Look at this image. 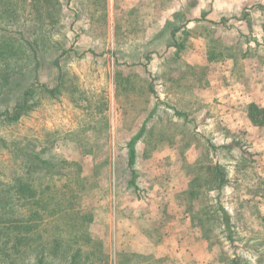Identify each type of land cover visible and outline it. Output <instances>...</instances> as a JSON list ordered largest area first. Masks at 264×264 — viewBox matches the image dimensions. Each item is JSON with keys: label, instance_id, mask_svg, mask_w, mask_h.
<instances>
[{"label": "rangeland", "instance_id": "obj_1", "mask_svg": "<svg viewBox=\"0 0 264 264\" xmlns=\"http://www.w3.org/2000/svg\"><path fill=\"white\" fill-rule=\"evenodd\" d=\"M60 2L46 32L28 26L37 73L26 44L0 57L18 83L0 112L32 91L17 121L0 118V190L22 178L43 192L46 264L75 250L53 247L61 220L82 239L75 264H264V126L247 115L249 103L264 107V0ZM143 123L132 175L127 143ZM4 195L0 206L22 216L23 201ZM143 238L157 249L142 250Z\"/></svg>", "mask_w": 264, "mask_h": 264}, {"label": "trees", "instance_id": "obj_2", "mask_svg": "<svg viewBox=\"0 0 264 264\" xmlns=\"http://www.w3.org/2000/svg\"><path fill=\"white\" fill-rule=\"evenodd\" d=\"M51 9H53V11L55 10V12L58 10V12L60 11L62 13L63 6L60 0H0V54H6L0 55V57L3 56L8 58L15 53L14 50L16 48H13V43L19 42L17 46L20 49L26 44L27 47L25 48L29 53L28 61H33L32 70L37 73L40 59H42L40 55L39 35L32 34L33 32H30L31 34H29V32L27 33L29 30L28 26L34 27L41 32H46L47 24L49 23L48 18L51 17ZM177 29L178 28H175V30ZM172 33V35H174V29ZM5 65V68H0L3 69L0 71V75H4L3 78L0 77L1 97L12 92L14 93L18 86L16 82V66L12 65L9 69V64L5 63ZM13 80L15 82H13ZM31 95L32 91L30 90L20 92L19 96L21 99L17 102L16 98V102H14L12 106H9V108L8 106L3 107V110L0 112V118L4 117L7 121H17L22 116V111L27 107ZM176 114L179 115L180 113L176 112ZM247 115L253 125L264 126V107H260L256 103H249L247 105ZM145 125L146 123H143L140 130L127 143V164L131 169L132 175H134L135 143L142 135ZM41 162L46 166L49 164L47 159H43ZM208 170H211L213 175L210 182V184L212 183L211 189L220 191L228 182L223 172V167L215 163L211 165V167L208 166ZM37 191L38 190L31 181L22 178L13 179L11 183H8L0 190V193L2 192L5 195L11 192L15 195L13 198L21 199L23 201L21 206L24 205L27 208L22 216H16L13 207L5 209L3 206H0V264L47 263L46 245L50 243V240L45 236L48 227L38 228L35 224L36 221L42 219V214L39 213L36 206L41 202L40 195H42L43 192L39 194ZM74 196L75 195H73V197ZM10 203H13V201H10ZM40 205L41 204H39V206ZM72 210L74 214H78L81 211L77 206H73ZM216 212L220 214L224 231L227 232V239L232 242L233 239L231 235L233 231L230 227L229 213L220 203H217V207L215 208V213ZM59 216L62 218V215ZM60 217H56L54 221H57ZM61 222L62 220L60 223L58 221L59 232L53 237V247L61 246L63 242L70 240L66 248H72V244L74 243L76 247L67 264H75L77 263L76 258L79 257L80 253L83 251L82 244H79V241L82 239L76 233L68 238L67 235H63ZM75 223L76 221L73 222L72 225ZM86 238L88 239L87 236ZM70 243L72 244L70 245ZM85 259L88 258L85 257ZM97 261L98 260H94L91 264ZM240 262H242L240 258L234 257L231 258L229 264H241Z\"/></svg>", "mask_w": 264, "mask_h": 264}, {"label": "crops", "instance_id": "obj_3", "mask_svg": "<svg viewBox=\"0 0 264 264\" xmlns=\"http://www.w3.org/2000/svg\"><path fill=\"white\" fill-rule=\"evenodd\" d=\"M113 1V0H112ZM140 0H127V3H129V5H135V4H137L138 2H139ZM185 15H187L188 16V13H189V11L188 10H186L185 12H183ZM183 13H181V16L183 15ZM189 22V21H188ZM184 224H187V223H184ZM183 225V224H182ZM132 245V243H130V242H127L126 243V245ZM138 248L139 246H138V244H135L134 246H133V248H131L130 249V251H132V252H138V251H140V250H135L134 248ZM139 249V248H138ZM153 249H157L152 243H150L149 242V240H146V239H144L143 238V240H142V250H146V251H149V252H152V250ZM118 252V251H117Z\"/></svg>", "mask_w": 264, "mask_h": 264}]
</instances>
